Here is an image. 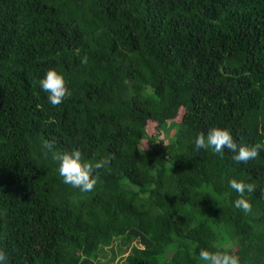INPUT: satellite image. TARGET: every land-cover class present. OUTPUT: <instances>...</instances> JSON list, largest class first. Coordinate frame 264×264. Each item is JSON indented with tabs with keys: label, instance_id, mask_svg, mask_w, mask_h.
Instances as JSON below:
<instances>
[{
	"label": "trees",
	"instance_id": "16d2710c",
	"mask_svg": "<svg viewBox=\"0 0 264 264\" xmlns=\"http://www.w3.org/2000/svg\"><path fill=\"white\" fill-rule=\"evenodd\" d=\"M49 69L71 91L57 106ZM212 127L264 145V0H0L8 264H202L201 249L264 264V151L197 150ZM71 149L110 160L89 192L58 174ZM232 179L254 185L250 211Z\"/></svg>",
	"mask_w": 264,
	"mask_h": 264
},
{
	"label": "clouds",
	"instance_id": "9594fccd",
	"mask_svg": "<svg viewBox=\"0 0 264 264\" xmlns=\"http://www.w3.org/2000/svg\"><path fill=\"white\" fill-rule=\"evenodd\" d=\"M39 87L47 94L46 98L53 106L60 105L71 95L64 76L55 69H49L44 74L39 81ZM194 147L197 150H211L221 155L227 149L234 153L232 159L236 163H247L264 151V145L260 144L238 145L231 130L226 127H212L206 133H198L194 140ZM48 148L51 150L52 145L49 144ZM54 159L58 162V174L63 183L78 188L82 192H89L95 187L97 180L93 175L94 170L110 163V160L103 159L95 164H90L83 159L82 153L78 149L55 152ZM229 184L235 192L240 194V198L234 202V206L245 212L250 211L251 204L243 197L246 191H254V185L236 179L229 181ZM198 256L202 264H239L238 258L227 251L201 249ZM0 264H8V256L3 249H0Z\"/></svg>",
	"mask_w": 264,
	"mask_h": 264
},
{
	"label": "rangeland",
	"instance_id": "374dc122",
	"mask_svg": "<svg viewBox=\"0 0 264 264\" xmlns=\"http://www.w3.org/2000/svg\"><path fill=\"white\" fill-rule=\"evenodd\" d=\"M148 131H149V133H154V132H155V130H154L153 128H151V127L148 129ZM173 131H174V130L172 129L168 134H169V135H170V134L172 135ZM168 137H169V136H168ZM168 137L166 136L165 133H164V134H163V133L160 134V138H163L164 141H167V140H168ZM147 143H148L147 140H144L142 145L146 147V146H148ZM108 257H109V256H108Z\"/></svg>",
	"mask_w": 264,
	"mask_h": 264
}]
</instances>
